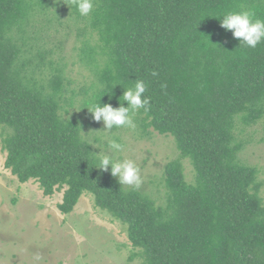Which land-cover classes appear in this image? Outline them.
<instances>
[{"label":"trees","instance_id":"1","mask_svg":"<svg viewBox=\"0 0 264 264\" xmlns=\"http://www.w3.org/2000/svg\"><path fill=\"white\" fill-rule=\"evenodd\" d=\"M94 5L81 17L70 0H0L4 167L20 184L37 182L44 196L63 190L57 207L63 215L83 194L92 195L125 226L135 251L130 260L139 264H264L258 170L238 160L245 131L264 120V42L239 46L220 27L230 11L251 10L264 20V0ZM63 17L76 32V57L93 78L80 90L87 124L67 116L76 94L68 96L62 40L50 49L35 47L41 32ZM135 80L145 82L143 97L150 98L147 113L134 117L142 135L152 129L170 136L179 152L163 168L162 204L124 188L110 169L95 168L97 149L82 134L94 122L84 108L99 102L118 108ZM183 160L192 166L191 184Z\"/></svg>","mask_w":264,"mask_h":264},{"label":"rangeland","instance_id":"2","mask_svg":"<svg viewBox=\"0 0 264 264\" xmlns=\"http://www.w3.org/2000/svg\"><path fill=\"white\" fill-rule=\"evenodd\" d=\"M66 19H60L61 25L53 22L50 25L53 29L41 32L44 41L35 47L50 49L62 40L59 56L65 59L68 96L71 92L76 94L72 107L65 108L67 116L87 124L80 110L83 97L80 90L90 85L93 78L76 57L73 48H78L79 43L72 23L68 27ZM68 32L69 36L65 37ZM103 130L102 122L94 121L84 126L82 134L97 153L104 151L116 159L135 160L143 180L139 190L162 204L165 197L163 168L179 156L173 138L152 129L142 135L138 126L134 130L114 128V138L125 145L123 152L114 153L106 147ZM245 138L247 144L238 154V160L258 170L259 195L264 204V120L247 128ZM5 156L0 135V264H139L137 258L130 260L135 251L128 241L125 226L99 209L92 195L83 194L73 211L63 215L57 208L63 190L49 197L42 194L33 180L20 184L4 167ZM182 164L185 179L191 184L194 182L192 166L188 160H183Z\"/></svg>","mask_w":264,"mask_h":264},{"label":"clouds","instance_id":"3","mask_svg":"<svg viewBox=\"0 0 264 264\" xmlns=\"http://www.w3.org/2000/svg\"><path fill=\"white\" fill-rule=\"evenodd\" d=\"M72 7L81 17H88L94 8V0H70ZM220 27L232 32L235 39L239 41V46L256 48L258 44L264 42V20L255 18V13L251 10L239 12H227L222 16ZM146 84L143 80H135L130 87L123 92L121 103L118 108H113L110 104L101 105L93 103L84 108L87 109L95 122H102L105 133L106 147L110 152H123L125 145L114 138L112 130L114 128H128L134 130L137 125L134 120L136 114L143 109L145 113L149 110L150 98H144ZM127 104V107L124 104ZM96 166L102 171H108L115 177L120 185H125L139 189L143 183L141 171L133 159H116L107 152L99 151L94 154Z\"/></svg>","mask_w":264,"mask_h":264}]
</instances>
